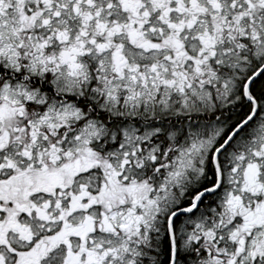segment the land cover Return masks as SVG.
<instances>
[{
    "label": "snow or ice",
    "instance_id": "snow-or-ice-1",
    "mask_svg": "<svg viewBox=\"0 0 264 264\" xmlns=\"http://www.w3.org/2000/svg\"><path fill=\"white\" fill-rule=\"evenodd\" d=\"M0 264H264V0H0Z\"/></svg>",
    "mask_w": 264,
    "mask_h": 264
}]
</instances>
